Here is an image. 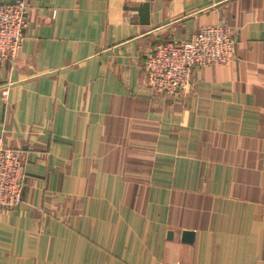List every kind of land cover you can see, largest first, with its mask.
Here are the masks:
<instances>
[{"label": "crops", "instance_id": "0c3cea01", "mask_svg": "<svg viewBox=\"0 0 264 264\" xmlns=\"http://www.w3.org/2000/svg\"><path fill=\"white\" fill-rule=\"evenodd\" d=\"M29 4L0 64V141L27 176L0 264H264V0ZM214 25L234 32L230 63L178 98L147 86L156 46Z\"/></svg>", "mask_w": 264, "mask_h": 264}, {"label": "built area", "instance_id": "2783aa9c", "mask_svg": "<svg viewBox=\"0 0 264 264\" xmlns=\"http://www.w3.org/2000/svg\"><path fill=\"white\" fill-rule=\"evenodd\" d=\"M29 0L0 4V64L20 56L29 24ZM233 30L225 25L202 27L187 41H169L147 56V86L168 98H178L194 87V73L204 67L230 63L235 56ZM7 91L3 94L7 96ZM27 186L20 151L0 141V211L16 209Z\"/></svg>", "mask_w": 264, "mask_h": 264}, {"label": "water", "instance_id": "95a60500", "mask_svg": "<svg viewBox=\"0 0 264 264\" xmlns=\"http://www.w3.org/2000/svg\"><path fill=\"white\" fill-rule=\"evenodd\" d=\"M133 11H137L139 13V17L141 19L142 24H149L150 21V3L146 2L143 4H139L138 6H134L132 8ZM172 232H170V235ZM195 241V232L193 231H184L183 232V242L193 243Z\"/></svg>", "mask_w": 264, "mask_h": 264}]
</instances>
